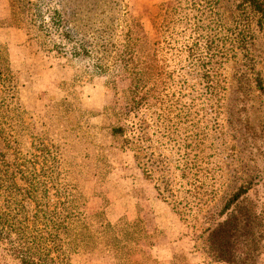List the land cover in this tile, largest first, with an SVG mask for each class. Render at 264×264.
<instances>
[{
	"label": "rangeland",
	"instance_id": "1",
	"mask_svg": "<svg viewBox=\"0 0 264 264\" xmlns=\"http://www.w3.org/2000/svg\"><path fill=\"white\" fill-rule=\"evenodd\" d=\"M20 4L0 0V52L17 83L2 97L0 120L16 136L17 122L39 128L49 111L67 105L98 114L90 124L101 128L100 144L116 153L113 169L71 187L83 215L96 212L101 200L126 208L110 213L139 228L125 264H151L169 252L180 264H264V89L255 81L260 77L264 88V16L246 0H49L60 27L51 28L45 15L43 40L24 21L11 26L10 5L21 19ZM12 28L26 41L10 44ZM236 29L243 47L230 41ZM128 41L137 54L151 50L159 69L154 99L134 110L126 98L130 79L92 67L108 70ZM191 41L205 64L191 61ZM71 46L89 56H72ZM113 125L125 128L137 163L119 148L121 138L104 135ZM147 167L155 171L152 180L169 179L168 192H160L165 200L141 174ZM0 264H20L1 243Z\"/></svg>",
	"mask_w": 264,
	"mask_h": 264
},
{
	"label": "trees",
	"instance_id": "2",
	"mask_svg": "<svg viewBox=\"0 0 264 264\" xmlns=\"http://www.w3.org/2000/svg\"><path fill=\"white\" fill-rule=\"evenodd\" d=\"M48 1L20 0L21 4L16 9L22 11L21 19L10 5L11 26L22 28L19 24L24 21L27 32L35 31L38 38L46 39L48 26L43 22L45 15L50 13L51 28L60 27L59 13L48 9ZM246 1L251 10L264 16V0ZM13 2L19 4V0H10ZM169 13V5H165L164 28H167ZM2 27L0 23V29ZM242 32L236 29L235 37L230 39L237 47H243ZM139 34H142L140 26ZM142 40L140 35L139 46L145 49ZM207 44L206 40V50L209 48ZM131 45L128 41L108 70L100 65L92 67L97 69L96 73L120 74L130 79L126 98L129 109L134 110L142 102L154 99L159 69L151 50L137 54ZM2 46L4 44L0 42V48ZM186 48L192 62L198 66L205 64L195 41L189 42ZM71 55L89 56L79 46H71ZM255 81L257 89L263 90L261 78L257 77ZM16 84L8 61L0 52V103ZM63 109L49 111L39 128L31 121L17 122L16 136L8 129L7 120H0V184L3 190L0 197V243L20 264H70L73 256L78 259L95 256L109 264H125L128 247L139 237V228L136 223L130 224L120 217L112 218L110 213L116 208H126L121 203L116 207V203L101 200L96 212L83 215L71 187L72 181H90L97 174L111 171L116 153L111 152L113 148L110 145L100 144L98 131L101 128L90 124V119L98 117V114H91L76 105H67ZM83 115L87 118L81 120ZM102 131L110 138H121L119 148L131 151L136 162L132 140L124 136V127L113 125ZM152 172L155 171L148 167L141 169V174L152 182L156 195L165 200L160 192H168L169 179L161 175L159 180H152ZM170 256L169 252L165 258L153 260L151 264H180L174 258L169 260Z\"/></svg>",
	"mask_w": 264,
	"mask_h": 264
},
{
	"label": "crops",
	"instance_id": "3",
	"mask_svg": "<svg viewBox=\"0 0 264 264\" xmlns=\"http://www.w3.org/2000/svg\"><path fill=\"white\" fill-rule=\"evenodd\" d=\"M9 37H10V44L13 41V39H20V42H23V41L25 42L26 41L25 34L24 33L22 34L20 32V30L14 29V28L10 29V31H9ZM10 44L8 45V49H9V46H11Z\"/></svg>",
	"mask_w": 264,
	"mask_h": 264
}]
</instances>
